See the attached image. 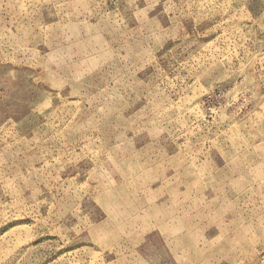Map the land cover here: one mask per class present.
<instances>
[{
  "label": "rangeland",
  "instance_id": "374dc122",
  "mask_svg": "<svg viewBox=\"0 0 264 264\" xmlns=\"http://www.w3.org/2000/svg\"><path fill=\"white\" fill-rule=\"evenodd\" d=\"M0 264H264V0H0Z\"/></svg>",
  "mask_w": 264,
  "mask_h": 264
}]
</instances>
